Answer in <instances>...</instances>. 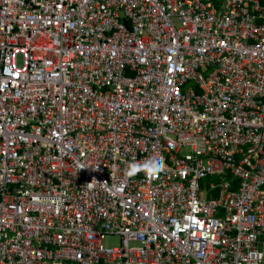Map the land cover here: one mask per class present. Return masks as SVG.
Listing matches in <instances>:
<instances>
[{
	"label": "built area",
	"instance_id": "1",
	"mask_svg": "<svg viewBox=\"0 0 264 264\" xmlns=\"http://www.w3.org/2000/svg\"><path fill=\"white\" fill-rule=\"evenodd\" d=\"M0 264H264V0H0Z\"/></svg>",
	"mask_w": 264,
	"mask_h": 264
},
{
	"label": "rangeland",
	"instance_id": "2",
	"mask_svg": "<svg viewBox=\"0 0 264 264\" xmlns=\"http://www.w3.org/2000/svg\"><path fill=\"white\" fill-rule=\"evenodd\" d=\"M189 148H185L183 150V152H188ZM105 245L107 246H116V245H120L121 243V238L118 235H109L105 238L104 241Z\"/></svg>",
	"mask_w": 264,
	"mask_h": 264
}]
</instances>
